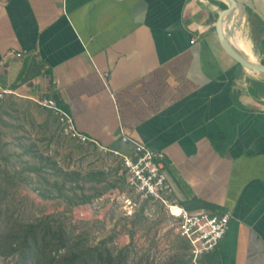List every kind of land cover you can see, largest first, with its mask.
<instances>
[{
  "label": "crops",
  "instance_id": "obj_1",
  "mask_svg": "<svg viewBox=\"0 0 264 264\" xmlns=\"http://www.w3.org/2000/svg\"><path fill=\"white\" fill-rule=\"evenodd\" d=\"M211 1L0 0V86L62 103L102 148L166 153L171 202L231 217L202 259L264 264V77L222 49ZM238 1L260 61L264 0Z\"/></svg>",
  "mask_w": 264,
  "mask_h": 264
},
{
  "label": "rangeland",
  "instance_id": "obj_2",
  "mask_svg": "<svg viewBox=\"0 0 264 264\" xmlns=\"http://www.w3.org/2000/svg\"><path fill=\"white\" fill-rule=\"evenodd\" d=\"M124 182L116 155L67 136L34 99L7 96L0 101V264H35L31 243H19L34 228L40 264L67 251L47 249L43 259L42 238L56 244L58 234L72 247L123 254L127 264H195L189 243L168 229L166 209L153 199L135 204Z\"/></svg>",
  "mask_w": 264,
  "mask_h": 264
},
{
  "label": "built area",
  "instance_id": "obj_3",
  "mask_svg": "<svg viewBox=\"0 0 264 264\" xmlns=\"http://www.w3.org/2000/svg\"><path fill=\"white\" fill-rule=\"evenodd\" d=\"M10 95L16 96V93L0 86V101ZM34 100L55 113L61 131L67 136L82 143L98 145L104 151L120 158L126 193L138 200L135 204L141 205L144 201L153 199L166 209L169 219L168 229L189 243L190 257L195 264L204 255L218 248L229 232L231 217L207 212L190 213L171 202L172 188L164 170L166 153L153 150L127 137H124V142L134 147V152L131 154L102 148L96 141L78 130L71 114L60 108L53 98H34Z\"/></svg>",
  "mask_w": 264,
  "mask_h": 264
},
{
  "label": "trees",
  "instance_id": "obj_4",
  "mask_svg": "<svg viewBox=\"0 0 264 264\" xmlns=\"http://www.w3.org/2000/svg\"><path fill=\"white\" fill-rule=\"evenodd\" d=\"M212 4L217 5L221 10L227 9V5L224 4L221 1H216L212 0ZM264 63V58L261 60ZM258 85L262 88H264V83H258ZM12 96V95H11ZM58 105L60 108L64 109L67 111L68 109L66 108L65 105L62 103L58 102ZM45 109H48L47 107H44ZM49 111H52L48 109ZM38 230L37 228H34L30 230L27 233V236L23 240L24 237L19 238V243L23 246H27L29 243H31L32 248L30 250H35L36 257L33 259L35 264H40L42 258L38 257L39 256V250H40V245H39V239H38ZM57 243L56 244H51L48 243L47 238L44 236L41 240L42 243H44L43 248L44 249V258L47 259V254L46 250L48 251H55L56 249H61L62 247L66 246L67 251L65 252L64 255H60L59 258H57L56 254L53 257H50L46 262L47 264H127V257L124 256L123 254H118L117 256H114L110 250L105 249L103 246L97 245V246H75L72 247L70 246L69 240L66 239L64 240L59 234L57 235ZM213 253V252H212ZM50 254V253H49ZM210 254V253H209ZM41 256V253H40ZM41 258V260H40ZM29 262V259L27 260ZM171 264H181V263H176L172 262ZM199 264H218V261L215 256H210L207 260L200 259Z\"/></svg>",
  "mask_w": 264,
  "mask_h": 264
},
{
  "label": "water",
  "instance_id": "obj_5",
  "mask_svg": "<svg viewBox=\"0 0 264 264\" xmlns=\"http://www.w3.org/2000/svg\"><path fill=\"white\" fill-rule=\"evenodd\" d=\"M227 5V9L218 14L215 29L222 49L240 67L249 73L264 77V63L257 56L254 58L240 48L236 34L246 22L247 7L238 0H219Z\"/></svg>",
  "mask_w": 264,
  "mask_h": 264
},
{
  "label": "bare ground",
  "instance_id": "obj_6",
  "mask_svg": "<svg viewBox=\"0 0 264 264\" xmlns=\"http://www.w3.org/2000/svg\"><path fill=\"white\" fill-rule=\"evenodd\" d=\"M245 38L246 37H244L243 35L240 34L238 36V38L236 39L237 44H239L246 53H248L249 55H251L254 58L253 53H252L253 49H252L251 43L250 42L246 43Z\"/></svg>",
  "mask_w": 264,
  "mask_h": 264
}]
</instances>
